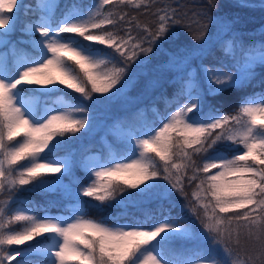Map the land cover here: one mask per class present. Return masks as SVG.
<instances>
[{"label": "snow or ice", "instance_id": "obj_1", "mask_svg": "<svg viewBox=\"0 0 264 264\" xmlns=\"http://www.w3.org/2000/svg\"><path fill=\"white\" fill-rule=\"evenodd\" d=\"M156 4L95 0L61 10L58 0H39L36 19L20 29L25 38L13 41L23 5L0 0V264L33 256L38 264H264V92L232 114L209 101L252 84L264 43L246 45L233 32L208 66L218 35L209 26L232 32V21L212 15L217 0L186 11ZM123 5L154 7V22L126 19ZM177 27L199 43L168 54L163 67L176 76L167 110L121 124L106 156L77 158L71 144L96 127L91 105L124 96ZM18 193L58 196L71 214L52 215ZM179 197L187 218L172 214ZM113 204L140 215L120 223L85 207Z\"/></svg>", "mask_w": 264, "mask_h": 264}, {"label": "trees", "instance_id": "obj_2", "mask_svg": "<svg viewBox=\"0 0 264 264\" xmlns=\"http://www.w3.org/2000/svg\"><path fill=\"white\" fill-rule=\"evenodd\" d=\"M39 0H19L18 6L23 5L19 11V21L17 23V30L11 37L14 40L25 38V33L20 29L27 21L36 19L38 13L35 11L36 5ZM80 4L89 6L95 3V0H59L61 10L66 5ZM155 3V0H154ZM207 3V0H158L156 6H163L164 4H171L172 6H180L181 11L190 9L199 10L200 7ZM219 5L218 9H214L212 15L214 17H224L232 21V32H228L225 29L220 32L218 27L210 25L209 34L213 35V46L210 52L205 53V63L211 66L216 60L222 59L227 51L228 42L233 39L232 33H237L239 39H241L246 45L252 43H264V0H217ZM244 5V6H241ZM111 8L112 5L105 6ZM121 11L127 12L129 17H136V20L142 24H152L155 17L152 9L145 11L144 9H137L133 5L119 6ZM135 30V31H134ZM132 31L136 34L138 29L134 26ZM87 43V42H85ZM193 42L191 36L185 28L177 27L175 35L166 40L161 48L155 49L152 54V59L144 69L143 74L139 75L137 82L134 86H130L126 94L113 103L107 104H95L91 105V117L95 123V130L91 135L83 136L80 140L74 141L71 144L72 151L75 156L79 158L82 155H89L92 153H99L100 156H106L107 151L105 146L115 143V136L113 132L121 124L127 123L137 113H161L169 107V102L172 99L173 85L171 81L175 79L176 73L163 67L169 59L168 54H179V51L186 45ZM199 61H196L198 64ZM196 64L193 65L195 68ZM258 75L253 80L252 84L243 89H232L227 93L222 94L219 97H210L209 101L219 109L220 112H228L232 114L236 111L237 104L241 99L247 96H251L254 93L264 92V85L260 84L261 80H264V70L257 68ZM159 81L158 84L153 86V82ZM64 89V92H71ZM63 94L56 93V95ZM99 95V94H97ZM73 96L79 97V94L73 93ZM69 99V97H65ZM84 103L86 101H80ZM150 118V116H149ZM115 126V127H114ZM83 131V130H82ZM77 135H80L79 133ZM58 156L63 153H57ZM76 175L83 179V169H78ZM67 183V180L65 181ZM191 191L189 187L187 189ZM17 196L24 200H30L41 206L43 209L47 207V211L52 215H69L70 206L67 201H60L58 196H43L36 193H18ZM86 200L88 198H85ZM48 200L57 201L55 205H47ZM185 202L182 197L176 199L172 206V214L177 213L183 215L185 218L190 216V212L185 208L181 211V205ZM88 215L93 218L104 217H119V222H129L131 216H139L140 212L137 208L129 206L127 209L116 206L105 207L103 210H97L96 208L85 205ZM155 205L151 208L155 211ZM33 263L39 260V257H30ZM13 264L15 262L13 261Z\"/></svg>", "mask_w": 264, "mask_h": 264}, {"label": "rangeland", "instance_id": "obj_3", "mask_svg": "<svg viewBox=\"0 0 264 264\" xmlns=\"http://www.w3.org/2000/svg\"><path fill=\"white\" fill-rule=\"evenodd\" d=\"M19 1V0H18ZM59 1V0H58ZM135 31V30H134ZM134 31H132V33H133V35H135V33H134ZM12 39V38H11ZM13 41H16V40H14V39H12ZM231 41V40H230ZM229 41V42H230ZM229 42H228V44H229ZM61 95H63V94H58V95H56L55 97H54V99H56L57 97H59V96H61ZM66 99V98H65ZM93 114L91 113V116H92ZM87 156H95V157H101L100 156V154L99 153H92V154H89V155H87ZM70 215V214H69ZM38 261L39 260H37V261H35L33 264H38Z\"/></svg>", "mask_w": 264, "mask_h": 264}]
</instances>
